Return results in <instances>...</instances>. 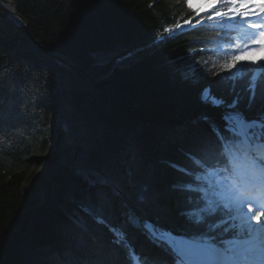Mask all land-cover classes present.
<instances>
[{"label":"trees","instance_id":"1","mask_svg":"<svg viewBox=\"0 0 264 264\" xmlns=\"http://www.w3.org/2000/svg\"><path fill=\"white\" fill-rule=\"evenodd\" d=\"M14 2L28 30L0 5V264H177L154 232L194 230L204 205L183 190L192 151L225 112L264 124V64L224 68L250 50L239 37H257L243 18L196 16L185 0ZM193 16L202 23L166 35ZM97 50L112 55L101 63ZM205 87L225 106L204 102ZM224 219H209L214 234L237 238Z\"/></svg>","mask_w":264,"mask_h":264},{"label":"snow or ice","instance_id":"2","mask_svg":"<svg viewBox=\"0 0 264 264\" xmlns=\"http://www.w3.org/2000/svg\"><path fill=\"white\" fill-rule=\"evenodd\" d=\"M185 2L196 16L208 13L209 19L221 20L240 17L248 22L250 28L258 30L259 38L248 46L250 50L240 52L237 49L238 54L226 62V72L231 73L243 64H264V56L259 60L252 59L256 52L264 51L260 47L264 45V0H204L207 9L196 8L193 0ZM196 16L175 25V28L191 27ZM253 17L258 22H252ZM196 23L202 21L196 19ZM167 31L171 34L174 29ZM197 70L207 77L199 65ZM251 93L250 99L254 100L255 87L251 88ZM210 95V87H205L201 98L207 103ZM225 104L223 98L212 95V107L221 108ZM237 106L238 100L226 105L229 110H235ZM221 121L222 125L212 123V136L203 138L200 147L192 151V156L198 157L194 161L198 167L191 174L194 178L186 182L183 190L200 193L199 199L204 206L190 213L189 223L194 230L179 233L181 238L170 245L177 264H255L256 261L264 264V211L253 204V201L264 200V159L256 157L253 143L255 140L264 143V124L248 121L243 112H225ZM252 129L259 131L250 132ZM237 132L238 135L235 134ZM209 146L211 157L208 155ZM260 208H264V203ZM221 209L227 210L224 223L228 227L225 231L233 232L237 238L224 240L214 234V224H209V219L215 218ZM232 212L235 216L231 215ZM230 220H239V224L229 223ZM218 239L222 246H217Z\"/></svg>","mask_w":264,"mask_h":264},{"label":"rangeland","instance_id":"3","mask_svg":"<svg viewBox=\"0 0 264 264\" xmlns=\"http://www.w3.org/2000/svg\"><path fill=\"white\" fill-rule=\"evenodd\" d=\"M206 3H204V0H193V5L196 7V8H201V7H203L204 5H205ZM1 5V4H0ZM3 8H5L6 9V7L5 6H3V5H1ZM14 7H15V5H14ZM7 10V9H6ZM18 10V9H17ZM18 12H19V10H18ZM7 13H8V11H7ZM8 15H9V17L10 18H12L13 19V21L15 22V20H14V18H13V16H11L9 13H8ZM16 18L20 21V16H18V15H16ZM16 23V22H15ZM17 24V23H16ZM26 30V29H25ZM134 51L135 50H133L132 52L134 53ZM135 54V53H134ZM111 55H112V53L110 52V51H102V50H97L96 51V53H95V56H96V58H97V61L98 62H101V63H105V62H107L109 59H110V57H111ZM58 60V59H57ZM59 61V60H58ZM60 62V61H59ZM211 95L208 97V98H210L211 99ZM53 136H54V134H53ZM72 137H73V135L70 133V135L68 136V138L69 139H72ZM82 142H83V139H82ZM50 144H51V146H53V144H54V140H51V142H50ZM45 164L46 163H44V164H42V165H39V166H33V167H31V169H29V174L30 175H32L33 177H35L36 175H38L39 173H41L42 171H43V169L45 168ZM69 173V172H68ZM68 173H66L65 175H67ZM59 180V179H58ZM57 180V181H58ZM50 196H51V191L49 192V198H50ZM257 209H259L258 207H257ZM115 228H113V231L115 232ZM118 235H119V237H120V233L119 232H116ZM119 237H117V238H119Z\"/></svg>","mask_w":264,"mask_h":264},{"label":"water","instance_id":"4","mask_svg":"<svg viewBox=\"0 0 264 264\" xmlns=\"http://www.w3.org/2000/svg\"><path fill=\"white\" fill-rule=\"evenodd\" d=\"M9 1L14 5V0H9ZM0 4L3 5V4L1 3V0H0ZM3 6H4V5H3ZM15 15H18V16L21 17V18H20V21H19L15 16H13L15 22H16L19 26H22L24 29L28 30V24H27V21L25 20V18H23V17L19 14V12H18L16 6H15ZM46 51H47L48 53L52 54L49 50L46 49ZM52 55H53L56 59H58L61 63L67 65V66L70 67L72 70L77 71L76 67H75L73 64H71L70 62H68L67 60H65L64 58H62L61 56L56 55V54H52ZM80 74H81V73H80ZM81 76H82L83 78L87 79V81H89V79H88L84 74H81ZM36 217H37V216H34L32 219H35Z\"/></svg>","mask_w":264,"mask_h":264},{"label":"bare ground","instance_id":"5","mask_svg":"<svg viewBox=\"0 0 264 264\" xmlns=\"http://www.w3.org/2000/svg\"><path fill=\"white\" fill-rule=\"evenodd\" d=\"M1 3L6 7V9H7V11H8V13L11 15V16H15L16 17V15H15V7H14V5H15V2H14V5L9 1V0H1ZM16 6V5H15ZM141 47H143V46H141ZM141 47H139V48H141ZM139 48H137V49H134L135 51H134V53H136V50H138ZM60 64H62V65H65V64H63V63H61V62H59ZM87 77V76H86ZM88 78V77H87ZM85 79V78H84ZM85 80H87V79H85ZM91 81H89V83H90ZM211 96H212V94H211ZM83 127H85V126H83ZM85 129V128H84ZM250 132H252V130H250ZM156 236V235H155ZM162 239H164L163 241L164 242H166V238H162Z\"/></svg>","mask_w":264,"mask_h":264}]
</instances>
